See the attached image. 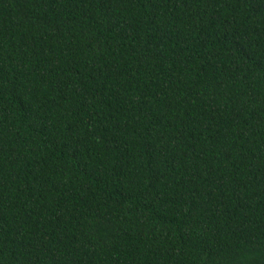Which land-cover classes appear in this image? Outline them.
Here are the masks:
<instances>
[{"label":"trees","instance_id":"obj_1","mask_svg":"<svg viewBox=\"0 0 264 264\" xmlns=\"http://www.w3.org/2000/svg\"><path fill=\"white\" fill-rule=\"evenodd\" d=\"M0 264H264V0H0Z\"/></svg>","mask_w":264,"mask_h":264}]
</instances>
